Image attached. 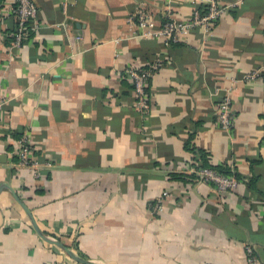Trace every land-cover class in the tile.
<instances>
[{
	"label": "crops",
	"instance_id": "crops-1",
	"mask_svg": "<svg viewBox=\"0 0 264 264\" xmlns=\"http://www.w3.org/2000/svg\"><path fill=\"white\" fill-rule=\"evenodd\" d=\"M39 28L11 53L17 16L0 0V264H264V0H217L214 28L145 37L147 4L190 19L204 0H33ZM160 64L138 111L124 75ZM230 92L225 131L217 104ZM33 138L41 176L18 163ZM201 166L228 168L218 193ZM164 191L165 209L151 211ZM30 212V214H29Z\"/></svg>",
	"mask_w": 264,
	"mask_h": 264
},
{
	"label": "built area",
	"instance_id": "built-area-1",
	"mask_svg": "<svg viewBox=\"0 0 264 264\" xmlns=\"http://www.w3.org/2000/svg\"><path fill=\"white\" fill-rule=\"evenodd\" d=\"M5 1H12L14 3L13 12H15L18 21L10 46L12 53L28 42L31 34L38 30L40 26L37 21L39 9L33 0ZM204 1L205 4L203 6L193 10L190 19L176 18L169 11H165V20L159 23L155 18L154 11L145 4L137 12L129 16L128 21L130 24L136 25L145 37L163 38L171 43H178L195 28L201 27L207 32L211 31L224 12L225 8L217 0ZM159 67L160 64L154 62L141 69L128 66L124 71V75L133 81V91L138 111L144 112L149 109L150 96L148 93V85ZM6 100L7 98L4 93L0 92V110L3 108ZM216 119L221 129L225 131L232 129L235 115L230 92L220 97L217 104ZM33 143V138L25 132L14 141L13 153L17 156L18 163L21 167L30 170L34 178H39L42 175L40 161L35 155ZM198 174L202 180L209 182L218 193L226 196L234 192L238 185V180L234 175H224L213 169L201 168L198 170ZM168 194V191H164L155 202L150 204L152 213L159 214L164 211V202ZM246 248L249 255V262L255 264L257 259L253 245H247Z\"/></svg>",
	"mask_w": 264,
	"mask_h": 264
},
{
	"label": "water",
	"instance_id": "water-1",
	"mask_svg": "<svg viewBox=\"0 0 264 264\" xmlns=\"http://www.w3.org/2000/svg\"><path fill=\"white\" fill-rule=\"evenodd\" d=\"M29 214H30V212H29ZM33 223H34L35 229L37 230V232H38L39 234H41V235H42L45 239H47L48 241H51V243H53V244L59 246L60 248H62V249L64 250V252H65L68 256H70L71 258H73V259H75L76 261L81 262V263H83V264H97V263H95V262H92L91 260H87V259H85V258H82V257L78 256L77 254H75V252H74L71 248L67 247V246H66L65 244H63L60 240H58V239H49V238H47V237L41 232V230L39 229V227L37 226V224H36V222H35L34 220H33Z\"/></svg>",
	"mask_w": 264,
	"mask_h": 264
},
{
	"label": "trees",
	"instance_id": "trees-1",
	"mask_svg": "<svg viewBox=\"0 0 264 264\" xmlns=\"http://www.w3.org/2000/svg\"><path fill=\"white\" fill-rule=\"evenodd\" d=\"M201 168L213 169V170H215V171H217V172H219L221 174H224V175H234L232 172H230V170L228 168L222 169V168H219V167L216 168V167H207V166H201L200 169ZM199 178L201 179V176H199Z\"/></svg>",
	"mask_w": 264,
	"mask_h": 264
}]
</instances>
